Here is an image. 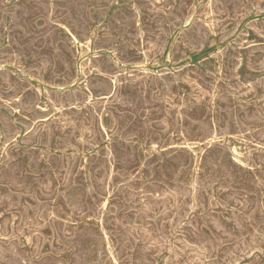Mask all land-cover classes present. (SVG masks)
<instances>
[{"label":"rangeland","instance_id":"1","mask_svg":"<svg viewBox=\"0 0 264 264\" xmlns=\"http://www.w3.org/2000/svg\"><path fill=\"white\" fill-rule=\"evenodd\" d=\"M263 1L0 0V264H264Z\"/></svg>","mask_w":264,"mask_h":264},{"label":"bare ground","instance_id":"2","mask_svg":"<svg viewBox=\"0 0 264 264\" xmlns=\"http://www.w3.org/2000/svg\"><path fill=\"white\" fill-rule=\"evenodd\" d=\"M208 2V1H207ZM264 2V1H263ZM190 3V2H189ZM199 3H200V1H199ZM205 3H206V1H205ZM8 4V3H7ZM134 4V3H133ZM193 4V3H192ZM197 4V3H196ZM206 5V4H205ZM256 5V4H255ZM6 6V5H5ZM132 6V5H131ZM191 6H193V5H191ZM198 6V5H197ZM207 6V5H206ZM186 8V7H185ZM255 8V7H254ZM213 9V8H212ZM213 11V10H212ZM185 12V11H184ZM214 13V12H213ZM203 14V13H202ZM208 14H210V13H208ZM238 14H240V13H238ZM251 14V13H250ZM113 15V14H112ZM182 15V14H181ZM244 15V14H243ZM204 16V15H203ZM108 17V16H107ZM206 17V16H205ZM239 17V16H238ZM194 18H196V17H194ZM201 18V17H200ZM250 18V17H249ZM95 20V19H94ZM145 20V19H144ZM184 20H185V18H184ZM200 20V19H199ZM236 20H237V18H236ZM254 20H256V19H254ZM187 21V20H186ZM211 21V20H210ZM251 21V20H250ZM95 22V21H94ZM140 22V21H139ZM147 22V21H146ZM209 22V21H208ZM242 22V21H241ZM226 23V22H225ZM224 23V24H225ZM139 24V23H138ZM186 24V23H185ZM191 24V23H190ZM207 24V23H206ZM60 25V24H59ZM100 25V24H99ZM147 25V24H146ZM181 25V24H180ZM184 25V24H183ZM205 25V24H204ZM231 25V24H230ZM232 25H233V23H232ZM206 26V25H205ZM228 26V25H227ZM226 26V27H227ZM234 26V25H233ZM167 27V26H166ZM223 27V26H222ZM245 27V26H244ZM67 28V27H66ZM91 28H93V27H91ZM90 28V29H91ZM136 28V27H135ZM209 28V27H208ZM123 29V28H122ZM157 29V28H156ZM4 30V29H3ZM92 30V29H91ZM125 30V29H124ZM131 30V29H130ZM209 30V29H208ZM227 30V29H226ZM162 31V30H161ZM181 31V30H180ZM250 31V30H249ZM70 33V32H69ZM92 33V32H91ZM154 33V32H153ZM226 33V32H225ZM68 34V33H67ZM71 34V33H70ZM155 34V33H154ZM72 35V34H71ZM102 36V35H101ZM178 36V35H177ZM208 36H209V34H208ZM70 37V36H69ZM157 37V36H156ZM254 37V36H253ZM72 38V37H71ZM170 38V37H169ZM77 39V38H76ZM94 39V38H93ZM207 39H208V37H207ZM218 39V38H217ZM74 41V40H73ZM227 41V40H226ZM254 41V40H253ZM86 42V41H85ZM94 42V41H93ZM217 42V41H216ZM121 43H123V42H121ZM230 44V43H229ZM228 44V45H229ZM249 44V43H248ZM79 46V45H78ZM246 46H247V44H246ZM146 47V46H145ZM73 48V47H72ZM150 48V47H149ZM152 48V47H151ZM153 49V48H152ZM186 49V48H185ZM220 49V48H219ZM1 50V49H0ZM86 50V49H85ZM144 50V49H143ZM245 50V49H244ZM131 51V50H130ZM171 51V50H170ZM116 52V51H115ZM192 52V51H191ZM190 52V53H191ZM200 52V51H199ZM129 53H131V52H129ZM135 53V52H134ZM150 53V52H149ZM211 53V52H210ZM215 53V52H214ZM136 54V53H135ZM195 54V53H194ZM216 54V53H215ZM218 54H219V52H218ZM115 55V54H114ZM104 56V55H103ZM112 56H113V54H112ZM221 56V55H220ZM255 56V55H254ZM4 57V56H3ZM78 57V56H77ZM106 57V56H105ZM114 57V56H113ZM217 57V56H216ZM75 58H76V56H75ZM74 58V59H75ZM97 58V57H96ZM109 58V57H108ZM181 58V57H180ZM218 58H219V56H218ZM188 59V58H187ZM148 60H150V59H148ZM204 60V59H203ZM112 61V60H111ZM202 61V60H201ZM205 61V60H204ZM208 61V60H207ZM206 61V62H207ZM216 61V60H215ZM242 61V60H241ZM113 62H114V60H113ZM243 62V61H242ZM13 63V62H12ZM76 63V62H75ZM82 63H84V62H82ZM200 63V62H199ZM85 64V63H84ZM122 64V63H121ZM207 64V63H206ZM87 65H89V64H87ZM154 65V64H153ZM216 65V64H215ZM5 66V65H4ZM9 66V65H8ZM12 66V65H11ZM13 66H14V64H13ZM123 66H125V65H123ZM206 66V65H205ZM204 66V67H205ZM216 67V66H215ZM13 68V67H12ZM18 68V67H17ZM43 68V67H42ZM82 68H83V66H82ZM208 68V67H207ZM221 68V67H220ZM243 68V67H242ZM1 69V68H0ZM20 69V68H19ZM116 69V68H115ZM119 69V68H118ZM134 69V68H133ZM189 69V68H188ZM218 69V68H217ZM2 70V69H1ZM121 70V69H120ZM141 70V69H140ZM144 70H146V69H144ZM159 70V69H158ZM215 70V69H214ZM3 71V70H2ZM16 71V70H15ZM17 71H18V69H17ZM83 71V70H82ZM118 71V70H117ZM125 71V70H124ZM149 71V70H148ZM154 71V70H153ZM201 71V70H200ZM95 72V71H94ZM207 72V71H206ZM245 72V71H244ZM10 73V72H9ZM81 73V72H80ZM93 73V72H92ZM139 73V72H138ZM155 73H157V72H155ZM212 73V72H211ZM17 74V73H16ZM43 74V73H42ZM41 74V75H42ZM77 74V73H76ZM121 74V73H120ZM123 74H124V72H123ZM168 74V73H167ZM13 75V74H12ZM19 75V74H18ZM27 75V74H26ZM47 75V74H46ZM78 75V74H77ZM127 75H129V74H127ZM215 75V74H214ZM248 75V74H247ZM251 75V74H250ZM88 76V75H87ZM101 76H103V75H101ZM182 76V75H181ZM210 76V75H209ZM212 76V75H211ZM41 77V76H40ZM60 77V76H59ZM127 77V76H126ZM157 77V76H156ZM187 77V76H186ZM247 77V76H246ZM14 78V77H13ZM44 78V77H43ZM80 78V77H79ZM97 78V77H96ZM106 78V77H105ZM143 78V77H142ZM248 78V77H247ZM12 79V78H11ZM17 79V78H16ZM59 79V78H58ZM78 79V78H77ZM99 79H101V78H99ZM175 79V78H174ZM185 79V78H184ZM188 79V78H187ZM35 80V79H34ZM111 80V79H110ZM130 80V79H129ZM141 80V79H140ZM220 80V79H219ZM11 81V80H10ZM45 81V80H44ZM116 81V80H115ZM180 81H181V79H180ZM175 82V81H174ZM40 83V82H39ZM42 83V82H41ZM56 83V82H55ZM80 83V82H79ZM213 83H214V81H213ZM216 83V82H215ZM184 84V83H183ZM31 85V84H30ZM46 85V84H45ZM59 85V84H58ZM65 85V84H64ZM117 85V84H116ZM185 85V84H184ZM18 86V85H17ZM32 86V85H31ZM65 86H67V85H65ZM64 86V87H65ZM80 86H82V85H80ZM113 86V85H112ZM193 86V85H192ZM214 86V85H213ZM213 86H210V87H213ZM49 87H51V86H49ZM178 87V86H177ZM191 87V86H190ZM37 88V87H36ZM59 88V87H58ZM61 88V87H60ZM73 88V87H72ZM189 88V87H188ZM30 89V88H29ZM184 89V88H183ZM182 89V90H183ZM193 89V88H192ZM45 90V89H44ZM74 90V89H73ZM225 90V89H224ZM185 91V90H184ZM32 92V91H31ZM113 92V91H112ZM179 92V91H178ZM222 92V91H221ZM42 93V92H41ZM49 93V92H48ZM52 93V92H51ZM87 93V92H86ZM86 93H84V94H86ZM93 93V92H92ZM204 93V92H203ZM222 93H224V92H222ZM45 94V93H44ZM128 94V93H127ZM94 95V94H93ZM113 95V94H112ZM121 95V94H120ZM178 95V94H177ZM212 95V94H211ZM218 95V94H217ZM222 95V94H221ZM89 96V95H88ZM150 96H152V95H150ZM157 96V95H156ZM214 96H216V95H214ZM42 97V96H41ZM44 97H46V96H44ZM44 97H43V99H44ZM55 97V96H54ZM163 97H164V95H163ZM163 97H162V99H163ZM216 97H218V96H216ZM61 98V97H60ZM106 98V97H105ZM114 98V97H113ZM152 98H154V96L152 97ZM96 99V98H95ZM213 99V98H212ZM215 99V98H214ZM70 100V99H69ZM88 100V99H87ZM117 100V99H116ZM14 101V100H13ZM12 101V102H13ZM109 101H111V100H109ZM6 102V101H5ZM41 102V101H40ZM69 102V101H68ZM77 102V101H76ZM81 102V101H80ZM94 102V101H93ZM100 102V101H99ZM200 102V101H199ZM4 103V102H3ZM49 103V102H48ZM88 103V102H87ZM90 103V102H89ZM168 103V102H167ZM173 103V102H172ZM262 103V102H261ZM38 104V103H37ZM36 104V105H37ZM40 104V103H39ZM45 104H46V102H45ZM83 104V103H82ZM114 104H116V103H114ZM168 104H170V103H168ZM188 104H189V102H188ZM264 105V104H263ZM40 106V105H39ZM43 106V105H42ZM69 106V105H68ZM170 106V105H169ZM183 106H184V104H183ZM8 107V106H7ZM14 107H16V106H14ZM47 107V106H46ZM171 107V106H170ZM172 107H173V105H172ZM175 107V106H174ZM173 107V108H174ZM179 107V106H178ZM13 108V107H12ZM11 108V109H12ZM167 108V107H166ZM173 108H171V109H173ZM223 107H220V109H222ZM37 109V108H36ZM39 109V108H38ZM44 109H46V108H44ZM43 109V110H44ZM84 109V108H83ZM49 110V109H48ZM51 111V110H50ZM19 113V112H18ZM13 114V113H12ZM220 114V113H219ZM23 115V114H22ZM85 115V114H84ZM146 115V114H145ZM214 115V114H213ZM223 115V114H222ZM105 116V115H104ZM52 117V116H51ZM107 117V116H106ZM176 117V116H175ZM80 118V117H79ZM165 118V117H164ZM107 119V118H106ZM158 119V118H157ZM182 119V118H181ZM12 120V119H11ZM46 120V119H45ZM37 121V120H36ZM44 121V120H43ZM161 121V120H160ZM159 121V122H160ZM191 121V120H190ZM195 121V120H194ZM225 121V120H224ZM12 122H13V120H12ZM40 123V122H39ZM174 123V122H173ZM45 124H46V122H45ZM167 124V123H166ZM104 125V124H103ZM106 125V124H105ZM165 126V125H164ZM167 126V125H166ZM185 126V125H184ZM264 127V126H263ZM34 128V127H33ZM22 131V130H21ZM32 131V130H31ZM58 131V130H57ZM255 131V130H254ZM39 132H40V130H39ZM105 132V131H104ZM162 132H165V131H162ZM192 132V131H191ZM27 133V132H26ZM110 133V132H109ZM119 133V132H118ZM253 133V132H252ZM238 136V135H237ZM2 137V136H1ZM178 137V136H177ZM21 138V137H20ZM110 138V137H109ZM225 138V137H224ZM133 139V138H132ZM142 139V138H141ZM140 139V140H141ZM234 139H236V138H234ZM14 140V139H13ZM173 140V139H172ZM233 140V139H232ZM108 141V140H107ZM131 141V140H130ZM185 141H187V140H185ZM208 141V140H207ZM127 142V141H126ZM137 142V141H136ZM180 142V141H179ZM189 142V141H188ZM200 142V141H199ZM16 143V142H15ZM107 143V142H106ZM175 143V142H174ZM197 143V142H196ZM248 143V142H247ZM204 144V143H203ZM236 144V143H235ZM250 144V143H249ZM8 145V144H7ZM166 145V144H165ZM209 145V144H208ZM254 145V144H253ZM54 146V145H53ZM99 146V145H98ZM32 147V146H31ZM199 147V146H198ZM3 148V147H2ZM168 148V147H167ZM166 148V149H167ZM213 148V147H212ZM246 148V147H245ZM260 148H262V147H260ZM48 149V148H47ZM185 149V148H184ZM3 150V149H2ZM98 150V149H97ZM141 150V149H140ZM168 150V149H167ZM46 151V150H45ZM67 151V150H66ZM87 151V150H86ZM187 151V150H186ZM205 151V150H204ZM231 151V150H230ZM252 151V150H251ZM255 151V150H254ZM5 152V151H4ZM3 152V153H4ZM19 152V151H18ZM40 152V151H39ZM64 152V151H63ZM62 152V153H63ZM80 152V151H79ZM196 152V151H195ZM261 152V151H260ZM20 153V152H19ZM141 153V152H140ZM150 153V152H149ZM253 153V152H252ZM256 153V152H255ZM41 154V153H40ZM61 154V153H60ZM78 154V153H77ZM93 154V153H92ZM20 155V154H19ZM83 155V154H82ZM155 155V154H154ZM264 155V154H263ZM0 156H2V155H0ZM67 157V156H66ZM88 157V156H87ZM236 157V156H235ZM248 157V156H247ZM250 157V156H249ZM230 158V157H229ZM241 158V157H240ZM252 158V157H251ZM250 158V159H251ZM2 159V158H1ZM87 159V158H86ZM193 159V158H192ZM4 160V159H3ZM85 160V159H84ZM164 160V159H163ZM201 160V159H200ZM236 161H237V159H236ZM136 162V161H135ZM138 163V162H137ZM241 163V162H240ZM248 163V162H247ZM157 164V163H156ZM238 165V164H237ZM258 165V164H257ZM198 166H200V165H198ZM251 166V165H250ZM241 167V166H240ZM249 167V166H248ZM196 168V167H195ZM204 168V167H203ZM99 169V168H98ZM81 170V169H80ZM116 170H118V169H116ZM192 170V169H191ZM260 170V169H259ZM138 171V170H137ZM196 173V172H195ZM198 175V174H197ZM217 175V174H216ZM129 176V175H128ZM139 176H140V174H139ZM196 176V175H195ZM254 176V175H253ZM139 181V180H138ZM219 181V180H218ZM174 184V183H173ZM221 190V189H220ZM163 192V191H162ZM213 193V192H212ZM165 194V193H164ZM163 194V195H164ZM174 195V194H173ZM214 197H216L215 195H214ZM220 199V198H219ZM263 199V198H262ZM209 200V199H208ZM216 200V199H215ZM261 200V199H260ZM24 201H26V200H24ZM214 202V201H213ZM101 203V202H100ZM174 203V202H173ZM262 203V202H261ZM105 204H106V202H105ZM116 204V203H115ZM118 204V203H117ZM102 205H103V203H102ZM101 205V206H102ZM107 205V204H106ZM105 206V205H104ZM110 206V205H109ZM111 206H114V205H111ZM173 207V206H172ZM217 207V206H216ZM228 208V207H227ZM112 209V208H111ZM113 211V210H112ZM213 212V211H212ZM102 213V212H101ZM226 213V212H225ZM1 214H3V212L1 213ZM190 214V213H189ZM51 216V215H50ZM69 216V215H68ZM189 218V217H188ZM69 220V219H68ZM187 220V219H186ZM224 220V219H223ZM201 225V224H200ZM203 228V227H202ZM28 237V236H27ZM209 237V236H208ZM29 238V237H28ZM106 241V240H105ZM170 242V241H169ZM106 246V245H105ZM108 246V245H107ZM213 246H214V244H213ZM109 247V246H108ZM247 248V247H246ZM249 249V248H248ZM179 250V249H178ZM248 251V250H247ZM250 251V250H249ZM254 252V251H253ZM231 253V252H230ZM251 253V252H250ZM249 253V254H250ZM165 255V254H164ZM166 256V255H165ZM192 256V255H191ZM245 256V255H244ZM252 257H253V255H252ZM160 258V257H159ZM158 258V259H159ZM192 258V257H191ZM241 258V257H240ZM244 258V257H243ZM260 258V257H259ZM157 259V260H158ZM262 260V259H261ZM195 261V260H194ZM118 262V261H117ZM116 262V263H117ZM114 263V262H113ZM235 263V262H234ZM237 263V262H236ZM235 263V264H236Z\"/></svg>","mask_w":264,"mask_h":264}]
</instances>
